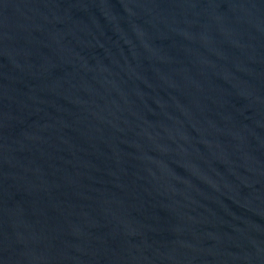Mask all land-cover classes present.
Masks as SVG:
<instances>
[{"label": "water", "instance_id": "95a60500", "mask_svg": "<svg viewBox=\"0 0 264 264\" xmlns=\"http://www.w3.org/2000/svg\"><path fill=\"white\" fill-rule=\"evenodd\" d=\"M0 264H264V0H0Z\"/></svg>", "mask_w": 264, "mask_h": 264}]
</instances>
